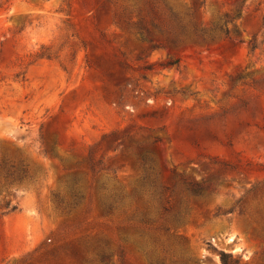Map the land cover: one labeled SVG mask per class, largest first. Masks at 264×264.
<instances>
[{
    "label": "rangeland",
    "instance_id": "obj_1",
    "mask_svg": "<svg viewBox=\"0 0 264 264\" xmlns=\"http://www.w3.org/2000/svg\"><path fill=\"white\" fill-rule=\"evenodd\" d=\"M221 252L264 264V0H0V264Z\"/></svg>",
    "mask_w": 264,
    "mask_h": 264
},
{
    "label": "trees",
    "instance_id": "obj_2",
    "mask_svg": "<svg viewBox=\"0 0 264 264\" xmlns=\"http://www.w3.org/2000/svg\"><path fill=\"white\" fill-rule=\"evenodd\" d=\"M25 175H22V176H14L13 174H6L5 176V181L8 183V184H11V183H14V182H20L22 181L25 177ZM228 258H231V255L230 254H227V253H223L221 252L220 253V260H221V263L222 264H227V260ZM240 258H237V260L235 261H238Z\"/></svg>",
    "mask_w": 264,
    "mask_h": 264
}]
</instances>
